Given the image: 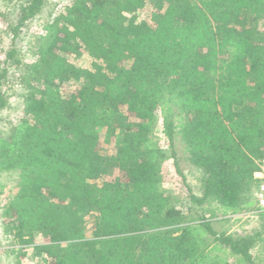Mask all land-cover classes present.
I'll return each mask as SVG.
<instances>
[{
	"label": "trees",
	"instance_id": "1",
	"mask_svg": "<svg viewBox=\"0 0 264 264\" xmlns=\"http://www.w3.org/2000/svg\"><path fill=\"white\" fill-rule=\"evenodd\" d=\"M1 65L22 64L23 0ZM149 20L137 13L148 6ZM264 0H71L35 38L22 116L0 135V172H17L2 230L37 264H256L251 234L217 232L205 213L253 208L264 154ZM83 52L88 68L69 56ZM76 87L65 94L64 82ZM9 95L0 88V110ZM157 114L167 149L154 136ZM117 135L99 148L98 128ZM180 143L201 173L187 211L162 187ZM113 180L97 179L111 169ZM208 204L195 221L189 211ZM213 205V209L211 208ZM215 205V206H214ZM260 217L264 221V214ZM90 226V236L81 232ZM40 236L46 242L35 243ZM208 237H212L209 245ZM232 258V262L229 259Z\"/></svg>",
	"mask_w": 264,
	"mask_h": 264
},
{
	"label": "rangeland",
	"instance_id": "2",
	"mask_svg": "<svg viewBox=\"0 0 264 264\" xmlns=\"http://www.w3.org/2000/svg\"><path fill=\"white\" fill-rule=\"evenodd\" d=\"M71 0H44L42 7L37 15L25 21L19 29V41L21 46L22 64L16 67L14 64L0 66V88L9 95L8 105L0 110V135L8 134L11 126L22 116V94L25 91L20 84V75L26 64L33 60V46L35 38L40 34L45 24L63 9V6L70 3ZM24 3L23 0H0V60H3L5 53L10 45L11 28L16 23L19 15V8ZM149 5L137 13L138 20H149ZM264 26V22L260 23ZM69 60L76 66L88 68L91 64V58L83 52L79 56H69ZM76 84L72 81L64 82L60 86V91L65 94L72 91ZM161 116L157 114V121L154 128V136L159 145L167 149L168 142L162 134ZM99 148L101 153L110 156L114 153L117 135L108 136L106 128H98ZM175 160L179 167L176 172L174 159L168 158L163 164L164 180L162 187L172 198L173 204L184 211H187L191 205L189 192L197 196L201 194V173L193 167L186 159V153L183 151L180 143L175 144ZM119 174L117 169H111L107 174L97 179L101 184L103 181L113 180ZM18 173L0 172V264H37L39 257L34 254L33 246L22 247L18 245L12 236H6L2 230L1 208L8 200L12 198L17 190ZM215 206V205H214ZM189 211L190 218L195 221L198 214L203 209H209L208 204L199 207L194 206ZM213 209V205L211 207ZM247 211V210H244ZM240 213V212H239ZM238 214V213H237ZM237 214L223 215L217 209L215 212L205 213V218L210 222L212 228L217 232H226L227 234H251L263 229L264 221L260 215L251 218H239ZM82 237L90 236V226L81 232ZM212 237H208V244L212 245ZM46 242L42 237L36 236L35 243ZM251 253L256 264H264V243L255 245ZM232 262V258L229 259Z\"/></svg>",
	"mask_w": 264,
	"mask_h": 264
},
{
	"label": "built area",
	"instance_id": "3",
	"mask_svg": "<svg viewBox=\"0 0 264 264\" xmlns=\"http://www.w3.org/2000/svg\"><path fill=\"white\" fill-rule=\"evenodd\" d=\"M253 177L256 180V187L253 191V208L238 213L237 217L239 218L245 219L264 214V154L259 161L257 170L253 173Z\"/></svg>",
	"mask_w": 264,
	"mask_h": 264
}]
</instances>
